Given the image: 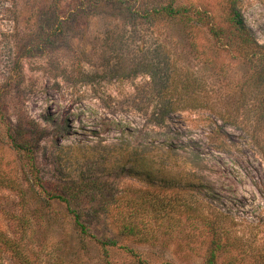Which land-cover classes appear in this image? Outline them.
I'll return each mask as SVG.
<instances>
[{"label":"rangeland","instance_id":"1","mask_svg":"<svg viewBox=\"0 0 264 264\" xmlns=\"http://www.w3.org/2000/svg\"><path fill=\"white\" fill-rule=\"evenodd\" d=\"M169 1L0 0V235L35 264H206L215 239V264H264V61L228 18L233 3L264 52V0L154 12ZM24 119L40 128L43 180L106 192L47 199L8 136ZM147 192L184 207L152 217L137 205ZM0 264H17L1 242Z\"/></svg>","mask_w":264,"mask_h":264},{"label":"trees","instance_id":"2","mask_svg":"<svg viewBox=\"0 0 264 264\" xmlns=\"http://www.w3.org/2000/svg\"><path fill=\"white\" fill-rule=\"evenodd\" d=\"M175 0H170L169 3L162 7L161 9L154 10V12H163L167 16L170 17H179L182 16V13L187 11L185 7L174 6ZM133 10V9H132ZM134 11V10H133ZM230 16L228 17L231 20V23L234 29L240 34L242 38H240V48L244 53L248 52V56L253 58H260L261 61H264V52L261 50L260 46H256L255 42L251 38V32L244 24L243 18L240 12L236 9L233 3H230ZM149 11L143 10V15L148 16ZM149 17V16H148ZM210 31L213 33L215 37H220V32L216 30L214 27L210 28ZM256 72V71H255ZM258 72V71H257ZM256 83L261 86V88L257 92V98L259 100V117L264 120V72L257 73ZM40 128L33 121L24 119L23 122H19L16 126L13 133H9V139L13 147L17 150L22 151L24 156L26 157L25 162L27 165V169L31 176V179L38 186L41 192L45 195V197L49 200L58 201L65 204L76 203L81 204V201H85L86 203H91L92 199H99L105 192L106 188L105 182H99L90 178H79L77 182H68V183H55L47 180H43L39 176V167L35 161L34 157V147L37 145L38 140L40 138L39 135ZM128 173H132V175H137L144 180L149 182H160L167 183V179H163L156 174L155 171L147 170L146 167L135 169L130 167L127 169ZM84 199V200H82ZM172 200L174 199H166L164 200L157 193L147 194L138 201V208L145 211L146 214L153 216L159 215L162 212H166L168 209L173 210V208L184 207L178 204H175ZM78 201V202H77ZM126 204L131 206V202L126 201ZM188 206H185L187 208ZM74 215V222L78 228L82 231L86 230V225L81 221L80 214L72 209ZM124 220V219H122ZM130 223L123 221L121 224V231L124 232H132L134 233L133 228L129 225ZM212 228V226H211ZM216 236V233L214 232ZM1 243L4 244L8 249L12 251L13 256L17 264H35L29 257L22 251L19 244L16 242H12L8 239H5L2 235H0ZM109 245H116V241L114 239L109 240ZM219 241L217 239L212 242V247L210 251L209 257L206 259V264H215L216 252L218 251ZM137 257V254L133 252V250H129ZM141 261V260H139ZM142 262V261H141ZM144 263V261H143Z\"/></svg>","mask_w":264,"mask_h":264}]
</instances>
